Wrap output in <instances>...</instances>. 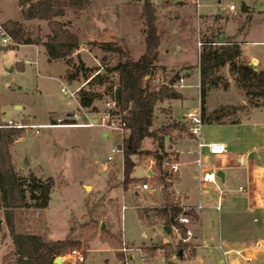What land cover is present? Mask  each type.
<instances>
[{
  "label": "rangeland",
  "instance_id": "374dc122",
  "mask_svg": "<svg viewBox=\"0 0 264 264\" xmlns=\"http://www.w3.org/2000/svg\"><path fill=\"white\" fill-rule=\"evenodd\" d=\"M151 1L157 7L156 24L161 36L159 57L161 56V61L170 64L165 71L159 69L156 72V81H167L175 72H180L185 77L183 82L180 80L175 86L177 90L181 89L184 97L164 101L156 108L153 128H159L175 123L179 114L185 115L200 108L199 75L192 69L197 62L198 41H203L206 37L220 41L228 35H235L248 41L243 43L247 57L264 52V43H260L264 42V16L256 17L262 14L256 11L264 10V2L202 0V4L195 7L175 0ZM143 2L144 0H92L80 12L68 10L66 18L71 21L70 27L81 41L79 50L72 54L74 66L83 62L86 68L92 69L88 73L90 75L97 72L103 74L105 68L117 63V53L105 52L97 45L88 43L94 39L121 40L124 36L133 57L138 58L145 49L144 24L141 18ZM231 3L237 6L236 12L229 11ZM244 3L253 5L255 11L247 7L242 13ZM4 5L3 15L20 18L19 0H5ZM96 15L106 23V31L94 27ZM2 20L4 22L7 19ZM248 25L247 32L239 31L240 27L244 29ZM25 26L34 38L38 37L41 41L50 32L44 20L26 21ZM40 45L24 44L13 49L0 46V123L12 125L16 121L7 120L15 119L25 126V132L15 140L11 148L16 170L24 176L30 171L43 179L51 176L55 181L46 211L35 207L13 210V221L18 232L44 234L49 239L57 240L65 239L72 231V236L81 240L82 245L78 250L85 255V260L77 262L67 256L66 264H229L231 255L224 254L229 242L235 243L245 238L253 242L259 239L264 241V211L247 210L240 203L236 207L244 195L243 190H239L244 182L243 170H236L235 175L225 183L217 176L218 185L223 191L220 203L219 191L214 186L200 194L199 181L194 178L199 170L195 169L194 162H187L195 159L193 155H187L188 151L193 150L195 143L193 138L187 137L190 135L185 120L181 121L178 128L170 129L163 142L164 150L172 161L175 159L173 148H176L181 152L184 162L180 163V179L175 182V190L170 189L168 183L161 192L143 191L135 187L136 184L143 183L140 181L130 182L127 190H124V157L115 150L116 144L122 142V135L99 124L80 125L97 118L98 113L82 109L78 95L65 94L61 88L74 90L86 83L84 77L80 74L78 80L69 81L66 75L70 65L64 59L50 60L44 46ZM166 48H169L170 53L165 55ZM181 61L189 62L186 67L190 68L183 69L185 66L175 65ZM221 72L229 85L226 89L219 86L210 90L206 97L208 111L222 109L226 113L235 109L232 114L224 116V119L243 120L254 107H264V98L257 100L259 106L249 102L227 66ZM188 74L191 76L186 77ZM93 88L103 92L106 85ZM106 99L96 101L99 110L105 108ZM68 113L73 114L69 119L78 124L45 125L54 120L59 122L67 119ZM252 119L262 121L264 114L253 115ZM220 133L210 124L202 126L201 135L209 140ZM159 141L147 138L142 148L154 151L158 148ZM109 156L113 160H109ZM212 165V162H202L199 167ZM147 168L156 170L152 155L140 158L133 175L138 179L149 177ZM155 180L147 178L149 182ZM167 193L179 200L182 196L187 197L186 203L195 206L196 209L191 207L200 215L194 220L188 215L190 223L187 226L195 231V248L192 241L187 244L179 240L181 245L173 244L175 238L166 234L161 220L154 216L151 207L164 202ZM123 204L127 206L124 212ZM190 205H186V210L191 208ZM198 205L202 207L198 208ZM140 208L149 210L147 213L151 215L140 217ZM0 216L4 219L3 230L0 231V264H12L15 258L14 245L2 207ZM102 223L105 229H102ZM168 241L170 242L166 243ZM142 247L154 248L152 250L155 251L164 247L162 255L175 257L164 261L163 256L158 254L145 259ZM181 249L184 258L178 256ZM194 249L195 254L190 257ZM221 259L225 261L222 262Z\"/></svg>",
  "mask_w": 264,
  "mask_h": 264
},
{
  "label": "trees",
  "instance_id": "16d2710c",
  "mask_svg": "<svg viewBox=\"0 0 264 264\" xmlns=\"http://www.w3.org/2000/svg\"><path fill=\"white\" fill-rule=\"evenodd\" d=\"M92 0H19L20 15L23 20H44L50 32L46 39L34 38L23 21L7 19L1 22L5 32L11 37L14 47L21 44H42L50 60L64 59L70 69L66 75L69 81L78 80L80 74L86 82L78 92V102L82 109L98 112L96 101L105 97H112L116 102L115 112L121 115L126 122L127 134L124 137V167L123 186L127 190L128 184L133 181L146 182L147 178L166 182L171 177L165 161L172 158L164 150V138L170 129L178 128L183 118L176 117V122L153 128L155 110L164 101L182 99L183 94L175 88L182 78L180 72H175L167 81H156V72L165 67L158 64L160 33L157 28L156 5L151 0H144L141 18L144 28V52L134 58L124 39L121 40H90L88 43L97 45L105 52H114L119 55L117 63L105 68L104 73H93L86 68L83 62L74 66L72 54L80 48L79 35L71 29V21L66 18L67 11L80 12L86 9ZM199 52L200 70V111L203 124L238 123V119L225 120L224 116L232 114L234 110L223 113L222 109L208 111L206 97L210 90L221 86L226 89L228 80L221 69L228 67L237 86L244 91L249 102L255 106L257 101L264 98V69L255 66L242 58L241 43L233 37H226L222 41L206 37L201 41ZM80 58V56H78ZM74 67V70H72ZM102 67V66H101ZM103 68V67H102ZM115 73V74H114ZM88 85V86H85ZM100 92L94 86H104ZM106 99V100H107ZM67 118L61 121L54 120L52 124H75ZM187 123V131L192 135ZM184 125V124H183ZM184 126H182L183 128ZM25 132V126L0 123V208L4 209L5 222L14 245L15 258L12 264H56L58 256H65L72 250L79 249L81 240L72 236V231L65 239H49L44 234H29L18 232L13 221V210L23 207H35L44 210L51 200V191L55 184L53 177L45 179L30 171L27 176L19 174L12 158L11 148L15 140ZM147 138L159 139L156 150L142 148ZM152 155L156 170L152 176L138 179L133 175L140 158ZM176 159V157H175ZM168 182L166 183V185ZM154 215L163 220L171 228L177 225L183 236L186 235V226L178 222L182 213L197 218L194 209H184L180 201L170 194H166L164 202L151 207ZM149 211V210H148ZM147 210L139 209L141 217H147ZM181 245V242H180ZM154 248H143L145 259L153 255ZM194 250L191 251V256Z\"/></svg>",
  "mask_w": 264,
  "mask_h": 264
},
{
  "label": "crops",
  "instance_id": "0c3cea01",
  "mask_svg": "<svg viewBox=\"0 0 264 264\" xmlns=\"http://www.w3.org/2000/svg\"><path fill=\"white\" fill-rule=\"evenodd\" d=\"M4 1L5 0H0V22L1 21L3 22L2 19H4V20L5 19H15V18H8L5 15H3L4 11H5ZM175 1L180 2V3H188L186 1L184 2V0H175ZM217 1L221 2V0H217ZM189 5L195 6L194 4H191V3H189ZM247 7H251V9H253L254 6L253 5L251 6L249 4L244 3V5L242 7V13L244 10L247 9ZM236 10L234 12H236ZM253 10L255 11V9H253ZM230 12L232 13V11H230ZM256 12H262V14H260L256 17L264 16V10H257ZM19 15H20V13H19ZM18 20L23 21L24 24L26 22V20L22 19L21 15H20V18ZM102 20L103 19H99L96 15L94 17V21H93L94 27L96 29H101L103 31H106L108 28L106 26V23ZM248 29H249V25L244 29H241V27H240L239 31L247 32ZM226 37H233L235 40H237L238 42L241 43V47L243 50L242 58L244 60L248 61L250 64L255 66L256 69H264V52L256 53L255 55H252L251 57H247L244 53L245 49L243 47V43L244 42L247 43L248 41H246L245 39L242 40L240 38H237L235 35H228ZM121 38L123 39L124 36H122ZM220 41H222V40H220ZM199 42H201V41H198V43ZM254 43H256V42H254ZM260 43H264V42H260ZM21 45H24V44H21ZM33 45H37V44H33ZM0 46L5 47L1 44H0ZM19 46L20 45H16V46L12 47V49L15 47H19ZM38 46H41V45L38 44ZM198 46H199V52H200L202 45L198 44ZM8 47H5V48H8ZM9 48H11V47H9ZM164 51L166 52L165 55L170 53L169 48H166ZM199 52L197 55V62L193 64L192 69H193V72L196 71V73L199 75V89H200V70H199V66H198L199 65ZM161 60H162V58L160 56L159 60H158L159 65L164 66L165 68H166V66H170V64L165 63L164 61H161ZM188 63L189 62H187V61H181L175 65H179L180 67L185 66V67H183V69L184 68H190V67H186V65H188ZM189 76H191V75L188 74V76H186V77H189ZM184 78L185 77L182 76V78L180 79L181 82H183ZM182 86H183V84H182ZM179 91L183 94L181 89H179ZM183 96H184V94H183ZM198 110H200V108ZM262 114H264V107H254V109H251L247 118L243 119V120L238 119L239 120L238 123H234V124H231V123L214 124L213 123V124H210L211 127H215L216 130L221 132L220 135H218V136H216V138L210 139V140L207 137H202V135H201V138L205 142H220V143L225 144L227 151L222 155L210 154L208 152L207 148H202L200 150L198 148L197 138L194 135L187 136V137L193 138L194 143H195L193 150L187 152V155H193L195 157V159H192V161H187V162L188 163L194 162L196 165L195 169L199 170L198 175H195L194 178L198 179V176H199L201 170H203V169L216 168L217 171L221 170L223 172V178H221V177L220 178H221L222 182L225 183L227 179H231L235 175L236 170H243L244 182H243V185L239 186V190H243L244 195L241 198L242 200L240 199L241 201L237 202L236 207L240 206L239 205V203H240L241 206H245V208H247V210H253L256 212H258L260 210L264 211V120H262V121L255 120V119H252V116L253 115H262ZM72 115H73L72 113H68V118H70V116H72ZM177 117L183 118V120H185L184 115L179 114V115H177ZM3 120L6 121L5 119H3ZM11 120L16 121L15 124L17 126L23 125L21 123H18L19 120L8 119L7 121L10 122ZM75 124H78V123H75ZM83 124H80V125H83ZM45 125H52V123L45 124ZM104 135L107 136V133H105ZM167 138H169V137H167ZM173 150L175 151V157H176V159H174V161L178 162L179 171H180V163H184L182 161L181 152L179 150H177L176 148H173ZM199 161H200V163H199ZM202 162H206V163L212 162L213 165L211 167L201 168L199 166L201 165ZM179 171L176 174H172L171 177L169 178L168 183L170 184V189L175 190L174 189L175 182H178V180L180 179V174H179L180 172ZM147 176H152V170H150L149 168H147ZM217 184H218V180H217ZM210 186H213V185H210ZM210 186H208V187H210ZM214 187H216V186H214ZM240 187H242V189H240ZM176 193L178 194L179 192H176ZM186 198H185V196H184V198L182 196L181 200L178 199L180 201V205L183 206L184 209H186V205H190V204L186 203V200H187ZM222 199L223 198L221 196V200ZM218 202H219V196H218ZM191 206L192 205H190L189 207H191ZM192 207L195 208V206H192ZM197 207L200 208L202 206L198 205ZM194 208H192V209H194ZM188 209H190V208H188ZM45 211H46V209H45ZM139 215H140V212H139ZM150 215H151L150 213H147V217H149ZM154 216H156V215H154ZM199 216H198V218H199ZM140 217H141V215H140ZM142 218H145V217H142ZM192 219L194 220L193 217H192ZM254 220H256V218ZM161 222H162V227L164 228L166 234H170L171 236H173V239L175 238L173 244H176V245L180 244L181 241H179L180 239H179L178 233L176 232L177 225H172L170 228V226L168 224H166L163 220H161ZM193 222L194 221H192V223ZM166 226L169 227V230H166ZM186 227H188V226L186 225ZM191 229L193 231V236L190 238V241L193 242V239L195 238V231L193 230L192 227H191ZM169 242L170 241H168L166 243H169ZM193 244H194V248H195V243L193 242ZM229 244H231V245H229ZM142 249H143V247H142ZM163 250H164V247H159V249H157V251L152 250L151 252L153 253V255L151 257H155L158 254H161L163 252ZM195 250L196 249H194L193 255L195 254ZM183 254H184V252L182 253V255H179V252H178L179 257L184 258ZM224 254L231 255V258L229 260V264H260L261 262H264V241L259 239L255 242H253V241L249 240L248 238H245L243 241L242 240L235 241V243L229 242L228 248H226L224 250ZM67 256L68 255H65L64 257H62V263L63 264L67 263V262H65L67 259ZM162 256H163L162 260H164V261H167L168 259L175 257V255H171L169 257L166 254L162 255ZM192 256H190V257H192ZM144 258H145V256H144ZM221 261L224 262L225 260L221 259Z\"/></svg>",
  "mask_w": 264,
  "mask_h": 264
},
{
  "label": "built area",
  "instance_id": "2783aa9c",
  "mask_svg": "<svg viewBox=\"0 0 264 264\" xmlns=\"http://www.w3.org/2000/svg\"><path fill=\"white\" fill-rule=\"evenodd\" d=\"M188 3L194 4L196 7H199L202 4V0H185ZM263 1L264 0H260ZM237 9V6L234 3H231L229 5V10L234 12ZM0 44L3 46H10L12 45V39L11 37L5 32L3 27L1 26L0 23ZM201 45V42L198 43ZM79 49H76L77 51ZM98 73V72H97ZM85 83L81 84L80 86H77L74 90H70L68 87H62L61 91L65 94H70L72 96L78 95V92L80 88L84 85ZM116 109V102L112 97H109L105 101V108L102 110H98V117L90 120L87 123H84L83 125H88V126H93L95 124H99L102 126L107 127L109 130L113 132H118L119 134L122 135V142L121 144H116V151H119L122 153L124 157V137L125 133L127 132L126 129V122L121 118V115L115 112ZM185 120L189 124V129L192 135H194L197 138L198 141V148L201 150L202 148H207L208 152L213 155H222L224 154L227 149L225 144L220 143V142H205L201 138V131H202V126H203V120H202V115L201 111H189L184 115ZM109 160H113V157L109 156ZM200 163V161H199ZM166 166H168V171L170 174H176L179 171V164L176 161H165L164 163ZM217 169L216 168H210V169H203L201 170L199 176H198V181H199V187H200V194L205 192L208 188V186L213 185L216 186L218 191H219V203L221 200L222 196V189L219 188L217 184ZM167 181H160V180H155L153 182H144V183H139L136 184L135 187L139 188L143 191H148V192H161L164 190L166 187V183L169 182V178L166 179ZM242 189V187H240ZM127 208L125 204L122 205V211ZM220 208V205L218 204L217 209ZM178 220L181 224H184L185 226L190 223V218L188 217L187 214H180L178 216ZM176 232L178 233L179 239L187 244H190V238L193 236V232L190 228L187 227L186 230V235L183 236L181 233V229L179 227H176ZM123 250L126 252L127 249L124 247ZM226 253V252H225ZM68 256L70 259H74L77 262H83L85 260L84 254L78 250H72ZM128 261L126 260V263Z\"/></svg>",
  "mask_w": 264,
  "mask_h": 264
},
{
  "label": "water",
  "instance_id": "95a60500",
  "mask_svg": "<svg viewBox=\"0 0 264 264\" xmlns=\"http://www.w3.org/2000/svg\"><path fill=\"white\" fill-rule=\"evenodd\" d=\"M217 175H218L219 177L223 178V172H222L221 170H218V171H217ZM3 223H4V219L0 216V231L3 230ZM102 229H105V225H104V223H102ZM166 230H169V227H168V226H166ZM182 253H183V250L181 249V250L179 251V255H182ZM55 263H56V264H63V263H62V256H58V257L55 259Z\"/></svg>",
  "mask_w": 264,
  "mask_h": 264
}]
</instances>
